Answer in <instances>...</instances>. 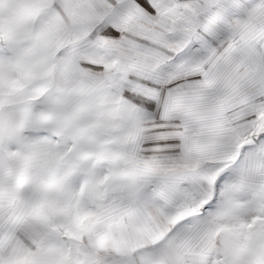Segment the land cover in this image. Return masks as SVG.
I'll return each mask as SVG.
<instances>
[{
	"label": "snow or ice",
	"instance_id": "6c2138e0",
	"mask_svg": "<svg viewBox=\"0 0 264 264\" xmlns=\"http://www.w3.org/2000/svg\"><path fill=\"white\" fill-rule=\"evenodd\" d=\"M0 264H264V0H0Z\"/></svg>",
	"mask_w": 264,
	"mask_h": 264
}]
</instances>
